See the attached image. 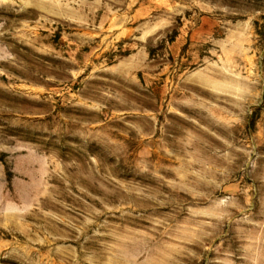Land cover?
<instances>
[{
  "label": "rangeland",
  "instance_id": "obj_1",
  "mask_svg": "<svg viewBox=\"0 0 264 264\" xmlns=\"http://www.w3.org/2000/svg\"><path fill=\"white\" fill-rule=\"evenodd\" d=\"M0 264H264V0H0Z\"/></svg>",
  "mask_w": 264,
  "mask_h": 264
}]
</instances>
